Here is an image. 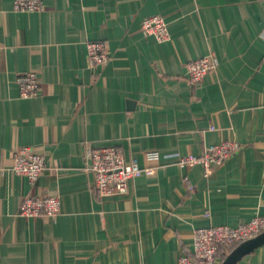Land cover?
Listing matches in <instances>:
<instances>
[{
	"label": "crops",
	"instance_id": "crops-1",
	"mask_svg": "<svg viewBox=\"0 0 264 264\" xmlns=\"http://www.w3.org/2000/svg\"><path fill=\"white\" fill-rule=\"evenodd\" d=\"M13 2L0 0V264H179L196 229L264 218V1ZM151 15L164 16L168 41L143 35ZM92 41L109 48L106 66H89ZM206 56L217 68L193 85L185 65ZM27 71L37 97L20 96ZM227 140L240 148L210 175L179 165ZM24 146L44 153L34 184L13 171ZM108 146L153 175L96 195L88 153ZM27 195L60 196L62 211L20 216ZM236 264H264V243Z\"/></svg>",
	"mask_w": 264,
	"mask_h": 264
},
{
	"label": "built area",
	"instance_id": "built-area-1",
	"mask_svg": "<svg viewBox=\"0 0 264 264\" xmlns=\"http://www.w3.org/2000/svg\"><path fill=\"white\" fill-rule=\"evenodd\" d=\"M264 1V0H260ZM13 9L22 12H43L47 7L43 0H14ZM144 36H154L159 42L170 39L169 25L162 15H151L142 20ZM87 58L91 68L106 66L111 58L110 50L103 41L87 43ZM217 61L212 56L202 57L185 65L187 78L193 85L216 70ZM16 82L22 98L37 97L41 93V81L34 71L20 73ZM240 148L233 140L223 141L207 147L200 155L188 154L179 159L182 167L201 165L206 175L223 164ZM159 152L149 151L146 158L157 161ZM13 171L34 184L45 168L44 153L32 146H24L13 153ZM89 168L94 173L93 190L98 196L124 195L129 183L143 175L152 176L154 168L142 166L137 159L126 160L123 151L116 146L93 148L88 153ZM191 189V187H189ZM62 211L60 196L27 195L21 200L18 213L23 217H56ZM264 232V218L256 216L247 223L235 227L226 225L196 229L193 233L192 254L179 258V264H218L221 249L227 252L240 243Z\"/></svg>",
	"mask_w": 264,
	"mask_h": 264
},
{
	"label": "water",
	"instance_id": "water-1",
	"mask_svg": "<svg viewBox=\"0 0 264 264\" xmlns=\"http://www.w3.org/2000/svg\"><path fill=\"white\" fill-rule=\"evenodd\" d=\"M264 243V232L260 235L240 243L223 260L221 264H236L244 256L251 253L257 247Z\"/></svg>",
	"mask_w": 264,
	"mask_h": 264
}]
</instances>
